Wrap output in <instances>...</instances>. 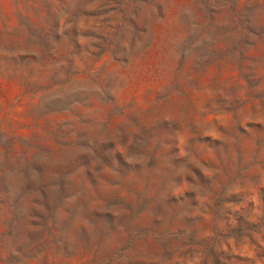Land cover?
I'll return each mask as SVG.
<instances>
[{
  "label": "rangeland",
  "instance_id": "rangeland-1",
  "mask_svg": "<svg viewBox=\"0 0 264 264\" xmlns=\"http://www.w3.org/2000/svg\"><path fill=\"white\" fill-rule=\"evenodd\" d=\"M0 264H264V0H0Z\"/></svg>",
  "mask_w": 264,
  "mask_h": 264
}]
</instances>
